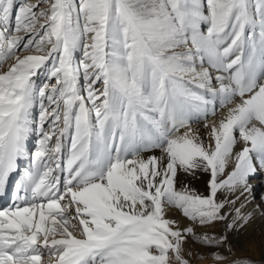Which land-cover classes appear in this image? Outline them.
Masks as SVG:
<instances>
[{
  "label": "snow or ice",
  "instance_id": "6c2138e0",
  "mask_svg": "<svg viewBox=\"0 0 264 264\" xmlns=\"http://www.w3.org/2000/svg\"><path fill=\"white\" fill-rule=\"evenodd\" d=\"M256 179L264 0H0V264H254Z\"/></svg>",
  "mask_w": 264,
  "mask_h": 264
},
{
  "label": "bare ground",
  "instance_id": "6f19581e",
  "mask_svg": "<svg viewBox=\"0 0 264 264\" xmlns=\"http://www.w3.org/2000/svg\"><path fill=\"white\" fill-rule=\"evenodd\" d=\"M20 2V0H18ZM44 73L38 78H43ZM197 123V122H193ZM198 125H192L193 128L199 129L203 131V120L197 123ZM34 144V143H33ZM239 147V146H237ZM156 155L159 156V150H154L153 152L147 153V155ZM231 170V165H229V169ZM183 181V180H182ZM189 189L195 190L198 194L207 195L206 184L201 185L197 179L192 178L187 182ZM252 186L255 189L253 195L257 197V199L252 200L250 198V203L247 205V210L255 212V215L252 221L244 228L241 229L239 233H228L229 241H232L235 248H232V251L245 252V255L249 257H254L255 259L264 260V179H256L252 181ZM180 187V184H177V188ZM179 189V188H178ZM7 193V192H6ZM5 193V194H6ZM222 196H219L218 199H222ZM15 201L13 199L12 203L9 201H5V196L0 195V210H5L14 205ZM237 206H239V202H237ZM168 218L175 219L180 222V226L183 227L188 223L186 219L182 217L178 210H172L168 213ZM216 233H222L225 231L224 225L220 224L215 229H212ZM58 238V237H57ZM198 246L192 247V249H197ZM236 249V250H235ZM187 251V249H186ZM205 250L201 249L203 253ZM235 255V254H234ZM196 258L195 256H192ZM43 264H47V258L42 259ZM200 264H208L207 260H200Z\"/></svg>",
  "mask_w": 264,
  "mask_h": 264
},
{
  "label": "rangeland",
  "instance_id": "374dc122",
  "mask_svg": "<svg viewBox=\"0 0 264 264\" xmlns=\"http://www.w3.org/2000/svg\"><path fill=\"white\" fill-rule=\"evenodd\" d=\"M31 2H33V3H35L36 2V0H31ZM17 3H19V1L17 0ZM6 67H7V65H5V69H6ZM43 73V72H42ZM42 73L40 74V76L42 75ZM34 79H36L37 80V83H43V82H45V74H44V77L41 79V78H34ZM36 113H38V109H36L35 110V112H34V115H36ZM193 125H198L197 123H193ZM33 143H35V138H32L31 140H30V142H29V147L31 148L34 144ZM144 155H147V153H144ZM192 178H195V179H197L198 180V182L201 184V185H203V184H206V182H207V180H208V176H207V174H204V173H197V176H195V177H193V176H187V177H181V179L183 180V182H187V181H189L190 179H192ZM179 188V187H178ZM229 243L232 245V248H235L234 247V244H233V242L232 241H229ZM236 250V249H235ZM200 252V253H202L201 252V249H199V248H197V249H192L191 248V252L193 253V254H196L197 252ZM233 253L235 254V256H247V255H245V252L244 251H242V252H238V251H233ZM193 256H195V255H193ZM247 257H249V256H247ZM44 258H47V256H45V257H43L42 259H44ZM253 262H254V264H262V262H264V260L262 261V260H258V259H255L254 257H249ZM190 260H191V264H200L201 262H200V260L199 259H197V258H193V257H190ZM207 263L208 264H211V261L210 260H207Z\"/></svg>",
  "mask_w": 264,
  "mask_h": 264
}]
</instances>
